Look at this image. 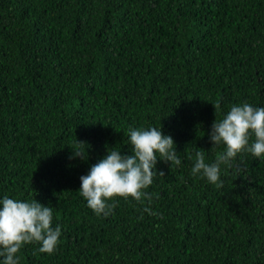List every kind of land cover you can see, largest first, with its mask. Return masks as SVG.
<instances>
[{
	"label": "trees",
	"instance_id": "trees-1",
	"mask_svg": "<svg viewBox=\"0 0 264 264\" xmlns=\"http://www.w3.org/2000/svg\"><path fill=\"white\" fill-rule=\"evenodd\" d=\"M217 103V119L264 108V0H0V200L36 199L61 228L53 254L33 242L20 264H264V157L238 154L217 184L191 171L197 150H225ZM151 127L181 164L158 160L151 204L97 216L80 177Z\"/></svg>",
	"mask_w": 264,
	"mask_h": 264
},
{
	"label": "clouds",
	"instance_id": "clouds-1",
	"mask_svg": "<svg viewBox=\"0 0 264 264\" xmlns=\"http://www.w3.org/2000/svg\"><path fill=\"white\" fill-rule=\"evenodd\" d=\"M216 120L212 125L210 141L213 148L224 145L225 150L218 154L214 163H206L203 151L197 150L193 176L202 174L210 183L221 182L220 167L229 164L238 154L251 153L256 158L264 157V108H255L248 103L233 105L222 119H217L220 104L214 105ZM129 144L133 155H122L121 150L109 148L108 154L91 166L89 173L80 177V195L97 216H109L116 204V198H131L149 204L153 195L147 189L152 185L158 172V160L179 166L181 159L176 151L174 140L165 136L162 129L129 128ZM254 136V140H253ZM84 142L78 141L70 159H88ZM158 198V197H157ZM0 257L3 264H20L18 253L28 244H40L39 252L53 254L60 243L61 228H53V208L44 206L36 199L32 202L16 200L5 196L0 200ZM143 212L158 216L151 207ZM142 218V217H141Z\"/></svg>",
	"mask_w": 264,
	"mask_h": 264
}]
</instances>
